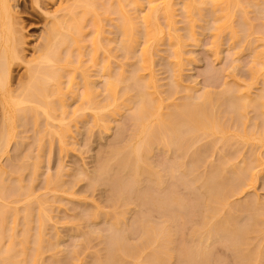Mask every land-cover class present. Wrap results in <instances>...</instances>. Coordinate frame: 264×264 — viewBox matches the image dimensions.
<instances>
[{
    "label": "rangeland",
    "instance_id": "rangeland-1",
    "mask_svg": "<svg viewBox=\"0 0 264 264\" xmlns=\"http://www.w3.org/2000/svg\"><path fill=\"white\" fill-rule=\"evenodd\" d=\"M38 1L15 0L12 2L15 10L16 28L18 27L20 30L19 34L24 41V45L22 44L24 47H22L26 59H31L34 50L44 42L47 30L52 27V18L55 20L56 9L67 5L65 4L66 0L64 2H62L63 0H41L42 4L41 1ZM256 2L251 3L252 5L249 2L243 3L246 6L250 5L245 7L248 24L253 27H250L253 29V34L247 36L248 38L243 37L244 34H240L245 31L242 30V27L238 28V25L241 26V22H238L241 19L238 11L239 19L237 18L235 25L239 30L240 28L242 30L238 32L239 40L231 39L233 35L230 36L231 32L227 33L228 31L223 33L221 39H217L212 29L215 25V18L212 16L211 10L208 11V7L205 6L207 9H204L205 12L203 11L205 15L203 14L202 18L198 16L200 19L195 22L196 40L186 42L189 44L185 47L186 54L183 59L182 75L177 86V98L173 96L176 103H182L186 96L192 93L199 95L210 91L217 97L227 87L228 89L235 87L234 90H236L240 86L251 84V98L263 99L262 103L259 101L262 104L261 107L260 104L256 105L258 108L251 105L245 110L246 121L243 122L246 124L243 126L246 125L251 132L256 129L264 131V98H262L264 77L260 75L258 78H252L251 74L255 53L263 48V42L259 39L263 33L259 34L258 29L261 31L262 28L264 31L263 17H261V14H264V2H261L262 6ZM176 4V18L179 21L177 27L181 29L179 31L181 34L187 33L186 19L184 22L185 16H183L185 14L184 2L176 0ZM259 7L263 10L262 12ZM60 11L57 12V16H62L59 15ZM113 16L116 15L113 14ZM116 19H111L112 21L106 19L107 22L105 21L106 31L104 29V33L106 32L105 34L108 36L105 44L108 48L100 50L99 60H108L114 75L120 70H125V73L130 77L133 65L139 66L137 57L140 56L144 40L140 38L136 43L135 53L138 56L135 54L130 57L124 56V51L119 49L122 35L117 26L118 19ZM249 25L246 26L249 28ZM85 31V37L89 42L94 31L92 21L86 23ZM172 48L167 40L160 42L156 47L157 51L151 68L143 73L145 79L149 78L151 71L154 73L164 96L169 95L172 88V70L175 68V62L170 55L173 53ZM73 49L76 48L73 47ZM69 51V47L66 46L60 50L62 55H67ZM99 65L98 63L92 65L90 72L99 92L97 99L103 100L106 95L104 85L107 77L98 78L101 73ZM25 67L24 62L20 66H15L12 73L14 75L12 83L15 86L19 83L21 74L25 73ZM65 79L67 81V78ZM74 87L76 92H68L66 95L69 114L64 123L70 125L71 133H69L64 148L60 143L59 135L56 137L57 134L54 130L55 127L59 129L58 124L63 121V119L60 120L61 110L53 114L56 115L55 119L54 116L49 119L51 122L45 117L41 108H39L41 112L35 116L36 119L33 118L34 115L29 116V114L28 117L26 116L28 120L24 119L25 116H23V120L21 118L25 113L22 112L21 118H15L13 121L14 139L12 138L9 150L0 154V167L3 170H0V212H6V215H9L4 226L5 231L3 235H0L1 257L6 256L11 248L14 250L15 259L23 256L24 253L21 252L23 250L21 245L23 233L25 234L27 231L26 235H29L30 228L28 226H30L32 227L30 235H32L29 240L33 241L38 230L42 228L43 241L41 250L35 257L36 260L28 258V264H97L99 258H106L104 256L108 254L110 238L116 236L117 230L119 233L117 236L122 235L129 246H142L135 256L122 255L124 257L120 264H153L149 262V256L156 252L166 258L164 264H188L187 260L182 258L183 254L181 255V252L184 251L183 246L199 249L200 258L205 255L208 258V264H264V258L259 259V250L261 246L264 247V230L263 232L254 230L257 226L260 228L261 225L264 229L263 222L259 221L258 224L255 222V215L259 211L254 209L256 208L254 205L259 202L262 208L264 207V144L258 136L260 133L248 140L239 135L241 124L237 125L239 121L237 120V123L230 116L229 111L233 110V107L230 105L232 108L230 107L231 110H228L230 104L228 101L225 103L214 100L221 117L226 118L227 132L225 134L228 137L226 141L228 143L222 140V133L210 135L199 132L194 134L193 143L190 142L191 144L185 145L186 147L183 146L184 150L179 146L168 147L154 144L146 156V161L141 164L145 172L148 171L147 175L150 173L152 175L150 177L144 175L147 178H142L139 185L135 186L134 193L132 191L133 195L131 194L132 196L127 200H122L120 191L111 183V178L115 176V173L123 174L124 167L120 166L117 160L118 152L123 151L124 154L127 152V144L131 141L136 130L134 120L130 116L136 106L131 98V96H135V93L133 92L130 96H125L119 101L120 111L115 113L116 115L112 114L114 118L112 115V118L108 117L110 123L108 121L109 127L105 129L96 124L91 110L84 112L79 110L80 94L83 90L80 77L76 80ZM169 101L171 103L172 100ZM167 111L164 110V113ZM37 120L39 126L36 125ZM47 122L50 124L48 125ZM256 125L260 128L255 127ZM248 165L249 168L253 166V169H250L253 170L252 174H256L254 184L243 191H235L238 183L232 179L234 176H243L242 171L248 168ZM217 166H221L220 173H223L224 181L227 184V196L223 200L222 198L211 199L207 195L205 186L206 175ZM243 167L245 168L242 169ZM246 171L247 174L251 172L247 169ZM246 171L244 172L246 173ZM151 176L153 177L151 178ZM247 177L249 179L250 176ZM2 187L6 188L4 192V189L1 190ZM147 192L150 193L149 195L153 194L154 197L161 195L162 198H166L164 200L168 198L166 202L170 200L172 203H169L170 206L167 208L171 210H167L165 207H163L164 209L156 208L150 203V200L148 203ZM143 194H146L148 198ZM143 196L146 197L147 203L143 202ZM248 204L250 205L248 206ZM209 208L215 211L211 215L212 217H209V222L225 221L230 218L234 226L236 225L245 232H251L248 233L249 238L247 237L250 240L246 239L248 242L244 241L243 243L238 237L239 240L230 234H226L221 239L202 236L201 229L205 228V217ZM28 210L32 211L31 214ZM170 212L174 213V217L172 216V219L168 220L167 216L171 217ZM26 213L31 215L28 226L25 222L28 217L24 218ZM260 216L259 213L258 217ZM16 217H18L17 222H15ZM142 220L150 226H159L158 228L167 225L169 234L165 233L167 236L172 235L169 237L171 239L160 233L163 234V237L159 236L160 241L158 239L157 243H145L147 230H144L146 227L143 229L144 221L142 223ZM167 238L170 241L167 242ZM31 243L32 247L29 249L28 244L26 246L30 250V253H27L30 258L31 251H33V256L35 255L36 250L33 247H37V245L35 246L34 243L39 245L35 241ZM143 243L145 244L143 245ZM167 247L174 250L171 257L170 253H166V250L169 252L172 250ZM248 248L254 250H250V252H254L250 262L244 256V252ZM8 264L15 263L10 260Z\"/></svg>",
    "mask_w": 264,
    "mask_h": 264
},
{
    "label": "bare ground",
    "instance_id": "bare-ground-1",
    "mask_svg": "<svg viewBox=\"0 0 264 264\" xmlns=\"http://www.w3.org/2000/svg\"><path fill=\"white\" fill-rule=\"evenodd\" d=\"M13 1L15 0H0V154L9 150L8 147L12 142V138L14 139V119L20 117L22 112H24L25 115H22V118L20 117L21 119H23V116H25L24 119L28 120L27 117L29 114V116L34 115V118L41 112L39 108L43 109L42 112L43 114L45 113V117H47L48 120L53 116L55 119L56 114H53L58 110H61L60 120L63 119V121L59 122V129H56L55 127L54 130L57 134L56 137L59 135L60 143L64 148L67 143V138L70 135L69 133H71L70 125L68 126L67 123H64V120H66V117L69 114L66 103V95L68 92H76L74 85L78 77L81 78L83 85V90L80 94L81 105L79 110L82 112L91 110L93 112V117L96 124L103 126L105 129L109 127L107 123L108 121L110 123V119H108V117L110 116V118H114V115L120 111L119 101L125 96H130L133 92L135 93V96H131V98L132 102H134V105L136 104V106H134L135 110H133V114L131 113L132 115L130 116L132 120H134L136 130L133 133L134 135L131 141L127 144V152L124 154L123 151H119L117 159L120 166L124 167V172L121 175L115 173L114 177H110L111 183L119 189V194L122 200H127L133 195V189H135L136 185H139V182L142 180V178L144 179L145 177L147 178V176L150 177V175H152L151 173L147 175L148 171L145 172V169L142 168L141 164L142 162L146 161V156H148L147 154H149V152L152 150L154 144H162L168 147L179 146L184 150L187 145L193 143L192 139H195L194 134L199 132L210 135L222 133V140L224 142L227 141L228 137L225 134L227 132L226 118L221 117V113L218 110L217 104L214 103V100L225 103L228 101V103H230L228 110H231L233 107V110L229 111V113L232 119L239 121V123L237 121V125L241 124V131L240 134H238L242 138L248 140L251 139V137L257 136V133H260L258 136L260 137L261 142L264 144V131L259 129V132L256 128H254L256 130L253 129L254 131L251 132L247 129L248 127H246V125L245 127L243 126V124H246V122H243L245 120L244 113L246 108L250 107L251 105H254L255 108V106H258V104H260V102L263 100L260 98H251V84L244 87L240 86L241 88L238 87L236 90H234L235 87H231L232 89H228L227 87L225 90H223V92L219 93L217 97H215V95L210 91H205L199 95H193L192 93L186 96V99H184V102L182 103H176V99L173 97H176V92H178L177 86L180 76L182 75L183 59L186 54L185 47H187L189 44L186 42H193L196 40L195 22L197 19H200L199 17L202 18L203 14L205 15V6L208 7V11L209 9L211 10L212 16L215 18V25L210 26H213L212 29L214 30L216 38H222L223 33L228 31L227 33L231 32V35L229 34L230 36L233 35L231 39L234 38L236 40L238 32L242 30L245 31V33H240L244 34L243 37L253 34V29H250L252 26L248 24L249 20L245 13V7L247 8L248 6L252 5L251 3H255V1H257L256 3H259L258 5L262 6L261 2H264V0H243L244 2H249L250 5L248 4V6L244 5L242 0H182L184 2V8L182 7L185 13L183 15L185 16L184 22L185 19L187 22H185L187 33L183 34L179 32L181 29L177 27V22L179 21H177L176 18V0H66L65 4L67 5H64L63 8L60 6V9H56L57 12L61 10L59 15L62 16H57L58 14L56 12L55 20L52 18V27L47 30L46 35L44 36V42L41 45H38L36 50H34L35 52L33 53L34 55L31 59H26L25 53L23 54L24 41L22 36L19 34L20 30L18 27L16 28V20L14 16L15 10L12 3ZM62 2H64V0ZM36 4L38 5L37 2ZM260 7L259 9H261ZM238 11L241 15V19L238 20V22H241H239L241 26L238 25V28L242 27V30L241 28L239 30L235 25L237 18L239 19ZM260 11L262 12L263 10L261 9ZM211 12L209 13L211 14ZM113 14L116 16L114 17ZM261 15V17H263L262 21L264 23V14ZM111 16H113V18H111ZM110 18L112 20L116 18L118 19V22H116L122 35L119 49L122 52L124 51V56L126 55V57H130L133 54L136 55L135 48L138 39L143 38L144 40L143 47L139 54L140 56L137 57V64L139 66L136 65L135 67L133 65L134 68L132 67V69L135 70L130 71V77L129 74L125 73V70H120V72L114 75L115 73L113 74L110 62L105 59L99 60L100 50H106L108 48V46L105 44V40H108V36H106V32L104 33V29L106 31V19L111 20ZM88 21H92V26L94 29L93 36L89 42L85 37L86 23ZM211 24H213V22H211ZM246 25H249V28ZM263 25L264 24H262V26ZM235 26L238 29L237 31L235 30ZM261 31L258 29L259 34L263 33L262 36L259 35V39L263 42V48L255 53L256 55L254 56V64H252L253 66L251 67V74L253 76L252 78H258L260 75L264 77V31ZM240 36L242 38V35ZM166 40L168 41L169 46L173 47V53H171V51L170 55L175 62V68L172 70V88L169 92V95L164 96L160 90V84H158V80L154 73L151 71L148 79H145L143 73L151 68V64L154 61L155 52L157 51V45H159L162 41L166 42ZM64 46L67 48L69 47L70 49L67 55H62V52H60L61 48ZM73 47L76 49H73ZM73 53L76 54L73 55ZM23 62L25 63L26 70L24 74H21L20 81H18L19 83L15 86L12 83V81H14V75H12V73L15 66H20ZM96 63L100 64L99 67L101 66V70H99L101 73H99L98 78L103 76L107 77L104 85V91L106 92V95L103 100L97 99L99 92L97 91L95 83L91 78L92 75L90 69L91 66ZM65 78H67V81ZM120 86H122V88H120ZM172 90H174L175 93H173L174 91ZM262 98H264V95ZM170 99L173 102L171 101V103H169ZM253 99L257 100L255 101ZM41 104H44L45 107L44 105L41 106ZM257 106L256 108H258ZM261 106L262 104H260V107ZM164 110L168 111L164 113ZM36 118L37 117H35V119ZM49 121L51 122V120ZM26 122L30 123L28 121ZM36 122V125L39 126V121L37 120ZM50 122H47L48 125ZM27 123L25 124L27 125ZM257 125L255 127H259ZM183 146L185 147L183 148ZM179 147L177 148L179 149ZM220 167H213L214 169H211L212 171H210L205 177L207 195L211 199L222 198L223 200L227 196V184L224 181L223 173L221 172L222 175L220 173ZM252 167L253 166H250V168ZM248 168L246 169L248 171L250 170V173L252 174L253 170ZM246 169H244V171H246ZM0 170H2L1 167ZM244 171H242L243 176L239 175L241 174L239 173V176H234V179H232L236 181L235 183H238V185L236 184L237 186L235 185V191H243L247 187H250L254 184L253 181H255L254 178L256 174L254 173L249 175L250 173L247 174V171L246 173ZM247 176H250V180ZM152 177L153 176H151V178ZM1 190L4 192L6 188L2 187ZM146 194L143 195L146 197L148 195L149 198L147 197V201L150 200V203L155 205L156 208L162 207V209H164L163 207H165V209L171 210L167 208L172 203H170V200L169 202H166L168 198L167 200H164L166 198H162L163 196L161 195L156 196L154 194V197L152 196L153 194ZM146 197H144L143 201L145 203H147L145 200ZM173 198L175 199V196H173ZM249 205L250 204H248V206ZM254 206H256L254 209H256L257 212L259 211L258 214L255 211L257 214L255 215V222L258 224L260 223L259 221H261L264 224V207L262 208L260 202ZM28 212L31 214L32 211L28 210ZM172 212H170L171 217L167 216L168 220H170L169 218L172 219L174 214H171ZM17 213L19 214V212ZM214 213L215 211L212 208H209V212L205 217V228L201 229L202 236H209L212 239H221L226 234H230L233 236V238L238 237L241 241H243V243L244 241L248 242L246 239L249 238L248 235L251 232H245L236 225L234 226L230 218H227L225 221L220 220L213 223L209 222V217H212L211 215ZM259 213L261 214L260 217H258ZM25 215L24 218L28 217L25 220L26 225L28 226V223H30L29 216L31 218V215H28L27 213ZM0 216V235H3V232L5 231L4 226L9 215L7 216L6 212L1 211ZM17 218L18 217H16L15 222H17ZM143 221L144 220H142V223ZM146 223L147 222L144 221L142 224L143 229L146 227L144 230H147V234L145 233V243H157V240L161 235L160 233H163L165 234L164 236H167L166 233L169 231L168 227H166L167 225L165 226L166 228L164 225L163 228H158L159 226H150L148 223ZM116 226L119 227V225ZM28 227L30 228V230L28 228L29 235H26L27 231L25 234L23 233L24 237L21 242V245L23 246V250L21 252L25 254H23V258L17 257L15 259L13 255L14 250L11 248L6 253V256H0V264H8L10 260H13L15 264H28V258L36 260L35 257H37V254H39L41 250L43 229L40 228L38 230L39 234L37 233V236L35 234L36 237L33 235V238H35L32 240L39 243V245L34 243L35 246L37 245V247H39L38 249L37 247H33L36 250V256H33V251H31L32 256L30 258L27 253H30V250L28 249L32 247L30 245H32L31 242L33 241L29 240L30 236L32 235H30V233H32L30 232L32 231V227ZM257 228H259V226L254 229L255 232L256 230H259V232H263L264 230L262 225L259 229ZM117 234H119L118 230L117 233H115L116 236L110 238L111 241L109 242L108 246V254L107 256H104L106 258H99L96 262L97 264H120L122 258L124 257H122V255L135 256L142 247L140 245L129 246L126 244L124 237H122V235L117 236ZM163 234L160 237H163ZM171 236L168 235L167 237L169 238ZM169 239L167 242L170 241ZM160 240L161 238L159 241ZM29 241H31V244L28 243ZM145 243H143V245ZM11 245L13 246L12 242ZM183 247L184 251L182 250L183 253L181 252V255L183 254L182 258L184 257L188 264H208V258H206L205 255L200 258L199 249H193L189 246ZM167 248L170 249V247ZM251 249L248 248V252L247 250L244 252V256L248 262H250L254 254V252H250ZM173 251L174 250L169 252V250H166V253H170L169 256L171 257L174 253ZM176 252L178 253V251ZM158 253L156 252L149 256L150 263L164 264V262H166V258L162 257V255ZM263 253L264 247L261 246L259 250L260 260L264 258L262 257L264 256Z\"/></svg>",
    "mask_w": 264,
    "mask_h": 264
}]
</instances>
